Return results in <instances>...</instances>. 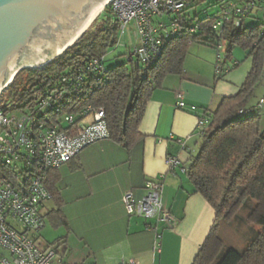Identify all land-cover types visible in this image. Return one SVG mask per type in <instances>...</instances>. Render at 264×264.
Here are the masks:
<instances>
[{
    "label": "trees",
    "instance_id": "trees-1",
    "mask_svg": "<svg viewBox=\"0 0 264 264\" xmlns=\"http://www.w3.org/2000/svg\"><path fill=\"white\" fill-rule=\"evenodd\" d=\"M114 17L108 5L61 57L40 70L18 72L0 96V111L55 121L57 116H73L88 106L101 108L107 140L130 154L143 140L138 130L146 104L165 77L182 74L191 44L188 37L166 40L160 58L150 67L125 59L105 69L107 51L118 48V22ZM259 27L243 25L226 31L222 71L230 72L240 63L230 60L234 46L251 60L250 70L238 92L222 98L216 110L208 114L209 124L199 137L198 151L185 166L191 193L200 195L215 213L214 224L193 264H264V107H258V100L254 106L249 103L264 78V39ZM93 59L101 61L103 74L87 72ZM59 86L65 90L58 102V114L38 110V102ZM7 101L8 105L4 104ZM77 120L79 117L74 121ZM59 168L47 171L44 185L52 199L60 203ZM59 213L61 210L57 209L56 214ZM232 225L240 229L246 242L241 251L227 249L220 237V227ZM38 233L34 235L36 240ZM60 243L62 239L48 248L55 250Z\"/></svg>",
    "mask_w": 264,
    "mask_h": 264
},
{
    "label": "crops",
    "instance_id": "crops-1",
    "mask_svg": "<svg viewBox=\"0 0 264 264\" xmlns=\"http://www.w3.org/2000/svg\"><path fill=\"white\" fill-rule=\"evenodd\" d=\"M193 45L197 47L193 53L188 49L182 74L165 77L146 104L138 130L143 140L130 154L106 140L85 148L57 171L62 202L51 199L44 204V225L36 237L42 249L62 239L55 252L64 264H193L215 213L200 195L191 193L180 168H166L165 157H178L185 169L198 151L196 116L175 108V94L180 92L185 104H193L198 112L210 114L222 98L238 92L251 66L250 59L240 62L232 57L231 62H240L238 67L217 75L215 50L194 43L189 47ZM262 97L264 81L250 105ZM112 149L113 156L106 155ZM160 176L161 205L176 224L156 230L160 250L154 252V233L147 230L154 220L128 216L122 196L131 191L136 199L141 198L146 182ZM57 209L61 213L56 214Z\"/></svg>",
    "mask_w": 264,
    "mask_h": 264
},
{
    "label": "built area",
    "instance_id": "built-area-1",
    "mask_svg": "<svg viewBox=\"0 0 264 264\" xmlns=\"http://www.w3.org/2000/svg\"><path fill=\"white\" fill-rule=\"evenodd\" d=\"M109 6L118 22L116 46L126 49V60L146 67L160 58L166 40L188 37L190 44L215 50L218 75L222 72L227 30L241 28L246 20L255 19L259 20V34L264 39V0H113ZM211 8L215 9L214 14L208 13ZM126 31L129 44L122 40ZM86 70L95 75L105 72L99 59L89 62ZM64 90L59 86L49 92L38 102V110L58 114ZM175 99L176 109L195 114V132L202 136L209 124L208 113L185 104L180 92ZM258 101V107H264V99ZM76 117L80 120L74 121ZM45 118L46 121L31 114L0 111V264H64L54 249L39 247L34 236L44 225L42 208L52 199L44 185L47 171L61 167L85 148L108 138L101 108L88 106L73 116H57L55 121ZM177 142L181 145L180 140ZM164 162L169 171L185 170L176 156L169 155ZM161 179L162 176L146 182L145 193L139 199L131 191L122 196L128 216L154 220L147 229L154 233V252L160 250V234L156 230L176 224L161 205Z\"/></svg>",
    "mask_w": 264,
    "mask_h": 264
},
{
    "label": "water",
    "instance_id": "water-1",
    "mask_svg": "<svg viewBox=\"0 0 264 264\" xmlns=\"http://www.w3.org/2000/svg\"><path fill=\"white\" fill-rule=\"evenodd\" d=\"M113 0H0V96L25 69L61 57Z\"/></svg>",
    "mask_w": 264,
    "mask_h": 264
},
{
    "label": "rangeland",
    "instance_id": "rangeland-1",
    "mask_svg": "<svg viewBox=\"0 0 264 264\" xmlns=\"http://www.w3.org/2000/svg\"><path fill=\"white\" fill-rule=\"evenodd\" d=\"M200 9H201V7L198 8V11ZM214 12H215V9H213V8L208 10L209 14H212V13L214 14ZM258 22H259V20H255V19L254 20H246L244 26L251 27V26L257 24ZM129 27H131L133 29L132 25ZM133 37L134 36H132V38ZM122 40L124 43L129 44L130 38L128 36L127 31L124 34V36L122 37ZM225 45L226 44L223 43V49L225 48ZM196 47H197V45H193V47L192 46L189 47V51L191 53L195 52L193 50H195ZM231 51H232V57L234 60L240 61V62L244 61L245 53H244V51H242V49H240V47L234 46L233 50H231ZM125 55H126V49L123 46H120V47L116 48L115 50L112 48L110 50H108L106 55L104 56L105 57V59H104L105 69H108V68L114 67L117 64L123 63L126 59ZM223 58H224V54H223ZM262 81H264V78ZM8 103H9V101H7L4 104L8 105ZM111 148H115L116 150L122 151L117 146L111 145ZM106 155L113 156V149L107 150ZM219 234H220V237L222 238V241H224L227 249L232 248V249H236L237 251H241L246 245V242L242 236V233L240 232V229H238V227H235L234 225L226 226L223 228L220 227Z\"/></svg>",
    "mask_w": 264,
    "mask_h": 264
}]
</instances>
